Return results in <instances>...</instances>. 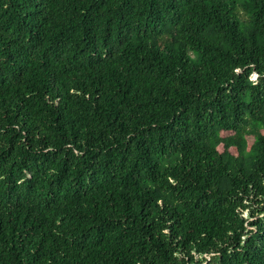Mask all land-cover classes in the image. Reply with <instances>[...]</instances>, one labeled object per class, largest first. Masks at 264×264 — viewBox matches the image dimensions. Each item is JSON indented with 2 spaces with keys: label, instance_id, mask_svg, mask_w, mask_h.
<instances>
[{
  "label": "trees",
  "instance_id": "16d2710c",
  "mask_svg": "<svg viewBox=\"0 0 264 264\" xmlns=\"http://www.w3.org/2000/svg\"><path fill=\"white\" fill-rule=\"evenodd\" d=\"M262 213L264 0H0V264H264Z\"/></svg>",
  "mask_w": 264,
  "mask_h": 264
},
{
  "label": "rangeland",
  "instance_id": "374dc122",
  "mask_svg": "<svg viewBox=\"0 0 264 264\" xmlns=\"http://www.w3.org/2000/svg\"><path fill=\"white\" fill-rule=\"evenodd\" d=\"M252 78L255 79V78H256L255 75H253ZM262 215L264 216V213H262L261 216H262ZM215 262H216V261H215Z\"/></svg>",
  "mask_w": 264,
  "mask_h": 264
},
{
  "label": "built area",
  "instance_id": "2783aa9c",
  "mask_svg": "<svg viewBox=\"0 0 264 264\" xmlns=\"http://www.w3.org/2000/svg\"><path fill=\"white\" fill-rule=\"evenodd\" d=\"M206 257H208V258H210V256L209 255H205Z\"/></svg>",
  "mask_w": 264,
  "mask_h": 264
}]
</instances>
